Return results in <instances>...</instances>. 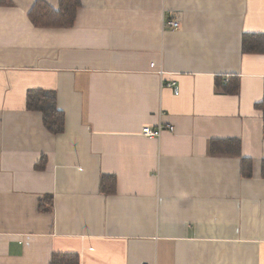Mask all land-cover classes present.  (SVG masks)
Here are the masks:
<instances>
[{"label": "crops", "instance_id": "obj_1", "mask_svg": "<svg viewBox=\"0 0 264 264\" xmlns=\"http://www.w3.org/2000/svg\"><path fill=\"white\" fill-rule=\"evenodd\" d=\"M4 1L0 264H264V52L241 49L264 34V0H81L66 28L33 25L35 0ZM36 88L54 90L62 132L26 108ZM227 138L250 177L210 154Z\"/></svg>", "mask_w": 264, "mask_h": 264}, {"label": "trees", "instance_id": "obj_2", "mask_svg": "<svg viewBox=\"0 0 264 264\" xmlns=\"http://www.w3.org/2000/svg\"><path fill=\"white\" fill-rule=\"evenodd\" d=\"M9 3V1H0ZM81 5V0H58V6L53 7L45 0H35L32 4L28 17L33 25L37 27L66 28L71 27L76 18V11ZM241 49L248 53L264 52V34L245 33L242 36ZM219 83L222 82L218 79ZM223 83V82H222ZM239 82L237 77H231L223 84V91L237 93ZM54 90L42 88L29 89L26 94V108L37 110L42 116L45 128L54 133H60L64 129V114L57 108ZM259 104H257V107ZM263 107V134H264V102ZM209 152L216 156H236L240 159L241 175L250 177L252 175V161L250 158L241 156L240 142L236 138L213 139L209 142ZM261 175L264 178V160L261 164ZM100 189L107 194L115 191V178L110 175H101ZM48 206L40 205L41 210H48ZM49 264H79V257L75 253H53Z\"/></svg>", "mask_w": 264, "mask_h": 264}, {"label": "built area", "instance_id": "obj_3", "mask_svg": "<svg viewBox=\"0 0 264 264\" xmlns=\"http://www.w3.org/2000/svg\"><path fill=\"white\" fill-rule=\"evenodd\" d=\"M168 24L170 26H172L173 28H177L178 27V22L176 21H169ZM150 67H154V63H150ZM160 74L163 73L162 69H159L158 71ZM169 131L173 130V127H168ZM163 130V127L161 124H158L156 127H150V126H144L142 127V133L146 136H150V137H158L161 132ZM146 264V263H144Z\"/></svg>", "mask_w": 264, "mask_h": 264}]
</instances>
